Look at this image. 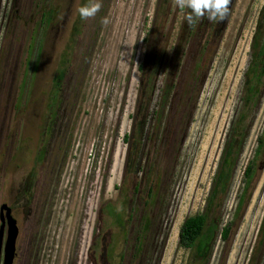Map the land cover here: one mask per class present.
<instances>
[{"label": "rangeland", "instance_id": "1", "mask_svg": "<svg viewBox=\"0 0 264 264\" xmlns=\"http://www.w3.org/2000/svg\"><path fill=\"white\" fill-rule=\"evenodd\" d=\"M100 3L96 16L82 20L76 9L85 0H0V205L10 206L18 227L12 264H193L192 251L178 246V229L205 211L241 107L253 35L264 26V0H230L227 17H202L184 47L177 37L185 9L175 0ZM44 13L50 20L40 23ZM258 97L228 191L207 210L215 228L195 264H264V154L235 215L264 130V80ZM157 108L154 145L145 139ZM133 132L144 139L136 178L145 177L152 155L149 174L159 184L152 207L143 190L133 194L125 241L104 205L119 202L129 148L123 136ZM146 212L149 233L136 253ZM231 219L224 240L219 232Z\"/></svg>", "mask_w": 264, "mask_h": 264}, {"label": "trees", "instance_id": "2", "mask_svg": "<svg viewBox=\"0 0 264 264\" xmlns=\"http://www.w3.org/2000/svg\"><path fill=\"white\" fill-rule=\"evenodd\" d=\"M86 3L89 0H85ZM187 9H185L184 17L187 14ZM49 15H51L52 11H48ZM47 13L42 14L40 23L44 22L45 19L49 16ZM261 21L264 25V11L260 16ZM263 19V20H262ZM48 21L50 20L47 19ZM197 22L193 25H189L185 20L184 24L181 25V32L177 39L183 42V47L186 44L189 37L192 35L193 29L195 28ZM184 26V28H183ZM264 26L261 30H257L253 35V42L251 44L252 52L250 57V62L248 64V68L246 70V78L244 81V90L241 99V107L239 113L235 120L231 123V137H229L222 154L220 156L219 165L216 169V172L213 177L211 189L209 192V196L207 197V203L205 207V211L197 212L193 215H189L184 218L181 222L179 229H178V246L189 249L192 251L191 259L192 263L195 264L198 261V258H202L205 254L206 248L204 247L203 242H207L208 237L213 233L215 228L214 222L209 223V215L207 210L209 211L210 208L215 210L219 204L224 199L227 191H228V182L233 172V168L235 166L238 154V147L240 146V141L242 140L244 130L247 123V118L251 113L252 108L257 104L259 99L258 93L261 89V85L263 84L264 80ZM206 42V41H205ZM208 43V42H206ZM205 46V45H204ZM181 48H177L178 53L182 52ZM180 50V51H179ZM150 51V50H149ZM176 60L179 57L173 56V59ZM67 61V60H66ZM65 59L63 60V66L59 69L58 74L56 76L55 82L58 85V81L62 78ZM199 63V59L197 60ZM157 65V64H156ZM172 85V84H171ZM166 87L163 89L161 94V100L159 105L163 107L164 102L167 101L170 89L172 86ZM193 92V91H192ZM54 99V98H52ZM154 119L157 120L156 125L151 129H148V134L146 136V141L148 139H152L151 141L155 145V141L159 136L160 130V119L162 118V112L159 111L157 108L156 111L153 112ZM154 139V140H153ZM123 140L128 142L129 148L126 156V166H125V173L123 174L121 184L119 185V202L114 205L113 202L107 201L104 205V212L111 217L113 220L114 226H116L118 230V235L120 239L127 240L129 235V222L134 219V211L136 209L135 202H133V194L138 193L141 189L143 190V196L141 197L143 200L144 205L148 207H152L155 205L157 201L156 194L157 188L159 184V176L158 174L152 176L149 174L150 170H153L152 163L155 160V156L149 158L147 163V168L145 171V177L143 179L136 178V171L139 170V162L142 156V148H143V135H134L127 133L124 134ZM152 150L155 151V147H152ZM264 154V130L263 132L257 137V147L255 150V157L253 160L248 161L244 169V178L245 184L243 186L242 195L238 199L237 209L235 215L241 210V203L246 193L247 185L251 181V178L254 173L255 168V161ZM151 158H154L151 159ZM149 169V170H148ZM159 173V172H158ZM145 218L142 219L143 222L137 224L136 233L134 236V250L136 253L139 251H144L145 239L147 234L149 233V220L150 216L148 217V212L145 214ZM234 221L231 219L227 221L220 229V237L224 240L228 239ZM261 231L264 233V218L262 222V229ZM118 242H116L117 244ZM112 244V243H111ZM114 249H109L107 252L108 258L111 257Z\"/></svg>", "mask_w": 264, "mask_h": 264}, {"label": "clouds", "instance_id": "3", "mask_svg": "<svg viewBox=\"0 0 264 264\" xmlns=\"http://www.w3.org/2000/svg\"><path fill=\"white\" fill-rule=\"evenodd\" d=\"M229 3L230 0H175L177 7L188 10L184 20L190 26L205 16L209 21H223L229 14ZM100 8V0H89L76 11L82 20H86L96 16Z\"/></svg>", "mask_w": 264, "mask_h": 264}, {"label": "water", "instance_id": "4", "mask_svg": "<svg viewBox=\"0 0 264 264\" xmlns=\"http://www.w3.org/2000/svg\"><path fill=\"white\" fill-rule=\"evenodd\" d=\"M17 234L18 227L16 219L11 214V208L7 203H2L0 205V264H12Z\"/></svg>", "mask_w": 264, "mask_h": 264}, {"label": "flooded vegetation", "instance_id": "5", "mask_svg": "<svg viewBox=\"0 0 264 264\" xmlns=\"http://www.w3.org/2000/svg\"><path fill=\"white\" fill-rule=\"evenodd\" d=\"M11 214H12V211H11Z\"/></svg>", "mask_w": 264, "mask_h": 264}]
</instances>
